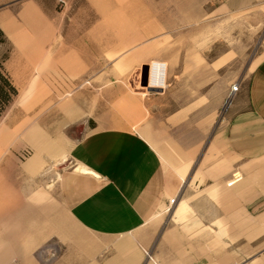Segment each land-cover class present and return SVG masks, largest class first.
I'll list each match as a JSON object with an SVG mask.
<instances>
[{"label": "crops", "instance_id": "obj_1", "mask_svg": "<svg viewBox=\"0 0 264 264\" xmlns=\"http://www.w3.org/2000/svg\"><path fill=\"white\" fill-rule=\"evenodd\" d=\"M0 32L25 86L100 87L55 198L0 159V264H264V0H0Z\"/></svg>", "mask_w": 264, "mask_h": 264}, {"label": "rangeland", "instance_id": "obj_2", "mask_svg": "<svg viewBox=\"0 0 264 264\" xmlns=\"http://www.w3.org/2000/svg\"><path fill=\"white\" fill-rule=\"evenodd\" d=\"M2 41L3 36L0 32V60L7 57ZM248 56H240L231 67L233 69L242 67L243 60ZM230 69L228 67L226 71ZM124 73L122 70H114L109 72L107 77L119 80L125 78ZM96 74L97 77H104V72H96ZM53 75L52 78L57 77L55 72ZM130 77H139L141 81L142 70L139 74L132 72ZM87 78V75L80 76L66 86L46 87L25 86L23 80L11 78L17 93L12 96L0 115V159L16 160L19 173L23 165L33 159L44 162L42 175L47 176L48 192L51 193L49 197L55 198L56 180L60 171L75 164L73 159L62 156L67 154L71 145L86 133L88 126L93 125V121L86 120L87 122L84 123V120L76 119L70 103L73 96L83 91L90 90L89 93L99 94L98 86L93 88L90 83L79 86ZM229 94L224 106L228 104ZM38 253L39 249L36 250L37 255Z\"/></svg>", "mask_w": 264, "mask_h": 264}, {"label": "trees", "instance_id": "obj_3", "mask_svg": "<svg viewBox=\"0 0 264 264\" xmlns=\"http://www.w3.org/2000/svg\"><path fill=\"white\" fill-rule=\"evenodd\" d=\"M16 93L17 88L10 75L5 71L2 60H0V115Z\"/></svg>", "mask_w": 264, "mask_h": 264}, {"label": "built area", "instance_id": "obj_4", "mask_svg": "<svg viewBox=\"0 0 264 264\" xmlns=\"http://www.w3.org/2000/svg\"><path fill=\"white\" fill-rule=\"evenodd\" d=\"M59 2H63V3H65V0H59ZM153 71H155L156 73H160V74H161L162 72H164V74H165V71H166V63L163 62V61H153L151 64H149V84H150L151 86H161V85H163V84L165 83V78L162 80V83L159 82L157 85H155V84H151V83H150V76H151V73H152ZM238 87H239L238 84H234V85L232 86V88H231V92H230V94H229L230 97L232 96V94L234 93V91L238 89ZM230 97H229V98H230ZM228 100H229V99H228ZM174 200H175V198H172V199H171V202H174ZM146 253H147V256H148L149 258H151L150 251H149V250H146Z\"/></svg>", "mask_w": 264, "mask_h": 264}, {"label": "bare ground", "instance_id": "obj_5", "mask_svg": "<svg viewBox=\"0 0 264 264\" xmlns=\"http://www.w3.org/2000/svg\"><path fill=\"white\" fill-rule=\"evenodd\" d=\"M165 78V74L164 72H162L161 74L160 73H156L155 71H153L151 73V76H150V83L151 84H155L157 85L159 82L162 83V80Z\"/></svg>", "mask_w": 264, "mask_h": 264}, {"label": "water", "instance_id": "obj_6", "mask_svg": "<svg viewBox=\"0 0 264 264\" xmlns=\"http://www.w3.org/2000/svg\"><path fill=\"white\" fill-rule=\"evenodd\" d=\"M149 65L145 64L142 68V81L144 85H150L149 84ZM152 90H155L153 86H150Z\"/></svg>", "mask_w": 264, "mask_h": 264}]
</instances>
